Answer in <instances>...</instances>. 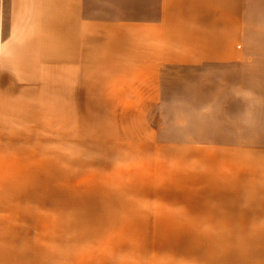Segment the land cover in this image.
Returning a JSON list of instances; mask_svg holds the SVG:
<instances>
[{
  "label": "crops",
  "instance_id": "crops-1",
  "mask_svg": "<svg viewBox=\"0 0 264 264\" xmlns=\"http://www.w3.org/2000/svg\"><path fill=\"white\" fill-rule=\"evenodd\" d=\"M10 4L0 264H264V0Z\"/></svg>",
  "mask_w": 264,
  "mask_h": 264
},
{
  "label": "rangeland",
  "instance_id": "rangeland-1",
  "mask_svg": "<svg viewBox=\"0 0 264 264\" xmlns=\"http://www.w3.org/2000/svg\"><path fill=\"white\" fill-rule=\"evenodd\" d=\"M10 0H0V34H6L8 31V20L10 17ZM4 20V22H3ZM2 22H3V26H2ZM195 70H191L190 68L187 67H180V66H167L165 68V77L171 81V83H169L170 85V90L173 91V95L175 97L178 98V93L180 91V83L181 82H188L189 80H192L190 78L195 77ZM205 81L204 82V88H203V95H208L210 94V78L205 77L203 78ZM174 97V99H175ZM206 97L201 98V101L199 104H201L202 106H205V104L208 103V101L205 99ZM176 105V104H175ZM173 109H177L180 110V106L176 105L175 107H173ZM203 133L206 136L207 132L209 130H207L206 125L203 122ZM209 127V126H208ZM131 170H128V176H125V181H124V185L118 187V192H125V193H131V192H154V188L157 190V192H167L166 191V187H162V186H147V185H140V186H135V181L136 179L131 176ZM145 173V172H144ZM144 173H142V175H144ZM204 176L201 179H198L200 182H202L201 187H198L199 192H210V175L208 174V172L205 170L204 171ZM147 182H152V179H145ZM143 182V180H142ZM77 192H115V187L113 186H100V185H90V186H77L76 187ZM176 190L178 192V187H176Z\"/></svg>",
  "mask_w": 264,
  "mask_h": 264
}]
</instances>
